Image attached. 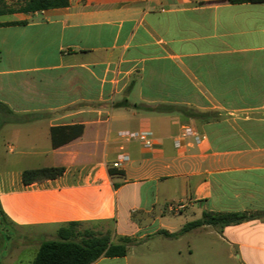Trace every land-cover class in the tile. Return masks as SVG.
Returning a JSON list of instances; mask_svg holds the SVG:
<instances>
[{
  "label": "crops",
  "instance_id": "0c3cea01",
  "mask_svg": "<svg viewBox=\"0 0 264 264\" xmlns=\"http://www.w3.org/2000/svg\"><path fill=\"white\" fill-rule=\"evenodd\" d=\"M14 14L0 22L21 46L0 68V113L2 124L23 115L32 128L8 145L25 166L0 179V203L25 245L79 222L110 225L114 243L134 239L126 256L93 264H264V218L158 234L206 212L264 214V0H70ZM124 97L213 118L116 107ZM73 124L83 135L53 148L51 128ZM121 130L151 131L154 148L122 143ZM185 132L201 142L190 135L178 148ZM122 147L130 160L116 170ZM46 167L65 172L22 182L23 171ZM15 241L14 231L0 264H24L29 251L11 254Z\"/></svg>",
  "mask_w": 264,
  "mask_h": 264
},
{
  "label": "trees",
  "instance_id": "16d2710c",
  "mask_svg": "<svg viewBox=\"0 0 264 264\" xmlns=\"http://www.w3.org/2000/svg\"><path fill=\"white\" fill-rule=\"evenodd\" d=\"M231 3L257 2L263 0H229ZM11 2V3H10ZM19 2V7H14L13 3ZM70 5V0H0V15L14 13H35L48 9L66 8ZM26 21H15L9 25H25ZM4 104L0 103V108ZM118 108H132L152 112L177 113L186 118L197 120H208L213 118V113L202 112L194 107L187 105H158L148 107L143 105L131 104L128 98L116 104ZM11 112V111H10ZM83 124L60 125L51 128V138L53 148L64 146L73 140L81 137L84 133ZM65 172L64 167H46L39 169H28L22 173V182L26 185L55 179ZM263 213H204L203 217L193 223L186 225L178 233L160 231L158 234L166 237H177L185 230H190L202 225L230 226L238 225L243 222L263 219ZM81 223H70L60 229L58 240H49L41 243L36 256L31 264H93L102 257H124L128 254L129 247L134 241L133 238L124 237L119 243L111 241L109 235H98L88 233L85 237L78 240L75 228ZM15 229L6 216L0 203V248H6L12 239Z\"/></svg>",
  "mask_w": 264,
  "mask_h": 264
},
{
  "label": "rangeland",
  "instance_id": "374dc122",
  "mask_svg": "<svg viewBox=\"0 0 264 264\" xmlns=\"http://www.w3.org/2000/svg\"><path fill=\"white\" fill-rule=\"evenodd\" d=\"M11 3V2H10ZM14 7H19V2H15L13 4ZM22 15L20 14H6V15H0V22H6V21H12L16 20L18 18H21ZM21 47V46H20ZM20 47H16L15 45V37L13 36V33L11 30L7 29H0V68H11L13 66V62L10 61L7 58V55L9 52L11 54H16L21 51ZM10 50V51H9ZM3 57V58H1ZM21 64H28L31 61L29 60H17L16 63ZM176 97H179L180 99H185L186 95H174ZM179 99V100H180ZM129 101V100H128ZM130 101L132 102H139L137 95L135 93H132L130 96ZM129 101V103H131ZM133 104V103H132ZM25 116L23 115H17V116H11L9 121L2 124L3 118L0 113V179L6 180L8 177H10L12 174L17 172L20 168H22L23 164H18L17 161L20 158V154L18 153V150L14 153L9 152L8 145L14 144L12 137L15 133V130L21 131L22 135H25L26 131L28 129H31L32 127L26 123ZM46 121V120H45ZM44 121V122H45ZM44 122L41 123L38 128L43 129L46 127L44 125ZM47 150H49V146L45 147ZM47 160V159H46ZM49 162V161H46ZM77 231V237L76 239L80 240L88 233L92 232L98 235H109L112 239L113 230L112 227L109 225H101V224H84L80 225L77 228H75ZM23 230L15 229V237L16 241L13 243V245L10 248L11 254L15 252L16 255L19 253H22V251H29L26 254L24 264H28V262H31L34 259L35 252L37 251L38 247H40L41 243H31L29 245H25L23 236L24 234ZM29 234V233H27Z\"/></svg>",
  "mask_w": 264,
  "mask_h": 264
},
{
  "label": "built area",
  "instance_id": "2783aa9c",
  "mask_svg": "<svg viewBox=\"0 0 264 264\" xmlns=\"http://www.w3.org/2000/svg\"><path fill=\"white\" fill-rule=\"evenodd\" d=\"M192 135L196 143L201 142V136L198 133H183L179 140L176 141V146L181 147V141L188 136ZM118 139L122 143H129L131 141H138L141 143L143 148L152 149L155 145L154 135L151 131H130V130H121L117 133ZM130 160L129 155L124 151L123 147L121 148L120 153L117 156V159L112 163V168L116 170H121L124 165Z\"/></svg>",
  "mask_w": 264,
  "mask_h": 264
},
{
  "label": "water",
  "instance_id": "95a60500",
  "mask_svg": "<svg viewBox=\"0 0 264 264\" xmlns=\"http://www.w3.org/2000/svg\"><path fill=\"white\" fill-rule=\"evenodd\" d=\"M126 95H128V94H126Z\"/></svg>",
  "mask_w": 264,
  "mask_h": 264
}]
</instances>
